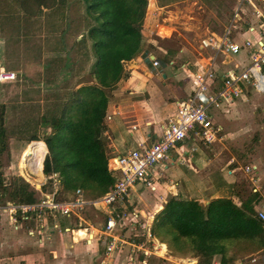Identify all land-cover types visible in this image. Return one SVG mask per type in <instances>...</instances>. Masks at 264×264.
Masks as SVG:
<instances>
[{
    "label": "rangeland",
    "instance_id": "374dc122",
    "mask_svg": "<svg viewBox=\"0 0 264 264\" xmlns=\"http://www.w3.org/2000/svg\"><path fill=\"white\" fill-rule=\"evenodd\" d=\"M193 1L195 0L178 4L183 10L181 20L192 18L202 28L206 23L222 20L223 12H232L237 0H217L210 6H207V0L205 4L199 2L196 5ZM84 10L85 5L81 0H68L65 5L43 9L38 16L28 18L20 13L14 0H0V71L12 70L15 73L13 81L0 80V175L7 183L13 182L20 175L33 187L41 189L45 177L50 178L44 174L43 179L37 182L33 175L25 177L22 174L23 154L32 142L27 144L29 138L34 133H42L43 116L58 110L62 104L64 106L72 90L87 81L91 60L87 62L86 55L90 42L86 39V42L83 40L74 44L76 38H82V33L90 23L84 16ZM195 12L198 17L189 16ZM201 22L204 24L201 25ZM66 62L70 64L68 67H65ZM241 86L244 92L240 100L236 98L235 103L226 111H219L217 123L223 127L222 138L206 145L201 137L203 142L195 147H203L205 151L215 154L216 168H225H218L221 173L229 168H237L236 185L240 194L246 197L257 188L261 199L258 207L264 210V93L257 92L247 82H243ZM44 144L46 145L45 142ZM228 161L232 163L229 167L226 166ZM248 164L256 165L258 178L255 181H251L248 172L244 170V166ZM233 187L227 188L226 192L231 194ZM50 190L51 187L40 190L39 203ZM8 202H15L11 200L9 193L2 198L1 203L5 205ZM115 206L117 210L118 206ZM86 207L81 215V228H87L83 235L77 233L80 231L77 229L80 218L76 216L67 221L68 225L75 228V232L67 231L63 225L61 229H55L53 223L56 219L53 217H48L44 226L41 225L43 221H39L40 233L36 231L30 234V226L24 223L16 230L11 218H8V213L6 214L7 209L2 208L0 242H5L6 246L0 244V263L2 258L14 256L16 252L21 255L23 252L29 254L37 250L42 255L35 264H101L102 261H105L104 264H141L129 259L131 255L133 258L136 255V251L133 253L131 249L107 255L102 237L98 238V247L90 244L93 233L97 232L94 228H100L107 223L108 212L95 205ZM131 224H134L133 220ZM119 233L125 237L127 235L126 229L119 230ZM139 235L132 238L127 235V238L129 242H138ZM151 241H145V246L153 251L154 248L150 247ZM127 253L130 254L129 257ZM162 253L151 255L148 264H193L194 260V264H199L197 257L173 255L170 250L165 256H161ZM235 263L264 264V249ZM8 264L27 263L23 260H12Z\"/></svg>",
    "mask_w": 264,
    "mask_h": 264
},
{
    "label": "trees",
    "instance_id": "16d2710c",
    "mask_svg": "<svg viewBox=\"0 0 264 264\" xmlns=\"http://www.w3.org/2000/svg\"><path fill=\"white\" fill-rule=\"evenodd\" d=\"M14 1L20 13L28 18L68 2ZM81 1L90 23L74 44L86 39L90 42L86 55V61L91 60L87 81L72 90L64 106L43 116V131L29 138L27 144L32 142L22 161V174L33 175L37 182L45 173H57L60 179L57 193L62 200L71 199L77 189H81L86 199H96L114 187L120 174L108 166L105 118L112 91L127 75L125 62L135 57L145 42L141 27L148 0ZM69 65L66 62L65 67ZM51 186V178L36 189L20 175L11 183L0 175V199L9 193L17 203L39 202L40 190ZM260 200L257 191L242 196L236 184L229 196L212 198L207 204L172 195L156 213L150 231L167 244L173 255L197 257L199 264H236L237 260L264 249V219L258 216ZM72 217H61L63 227H71L67 221Z\"/></svg>",
    "mask_w": 264,
    "mask_h": 264
},
{
    "label": "crops",
    "instance_id": "0c3cea01",
    "mask_svg": "<svg viewBox=\"0 0 264 264\" xmlns=\"http://www.w3.org/2000/svg\"><path fill=\"white\" fill-rule=\"evenodd\" d=\"M186 1L148 0L144 24L141 27L145 35L144 45L135 57L125 62L127 75L112 91L105 118L106 152L109 156L108 166L112 170L117 169L118 157L126 156L130 150L141 144L149 145L160 137L163 126L176 115L177 102L188 99L194 92L197 73H205L211 69L214 81L207 80L206 83L209 91H217L223 85L222 77L228 69L241 68L249 61L246 50H241L238 54L229 53L224 49L218 51L211 46H203L201 43L203 38L210 35L221 37L229 29L230 36L240 44L245 39L253 42L264 39V32L259 26L262 21L260 14H264V0H237L232 12L229 10L223 12L222 20L217 19L215 22L206 23V26L202 28L198 26V21L192 18L181 20L183 10L180 5ZM205 1L195 0L193 4L196 5L199 2L205 4ZM215 1L217 0H207V6ZM189 16L198 17L196 12ZM200 24L203 25L204 22ZM154 59L159 61V65L153 64ZM236 98L240 100L241 97L222 99L219 106L212 107L211 117L219 127H222L217 123L219 111H226L235 103ZM219 135L222 136L221 130ZM201 141L199 136L194 139L186 138L179 145L172 147L169 150L171 153L168 152L167 157L150 171L154 188L146 183L138 182L130 190V194L134 193V197L131 196L116 204L118 208L114 210L113 215L117 224L111 234L117 236L119 240L112 254L115 255L124 249H131L135 253L130 243H126L129 241L127 235L132 238L140 234L138 242L152 240L150 247L155 249L150 254H146V249H140L136 251L134 258L127 253L132 262L148 264L151 255L161 252H163L161 256L167 255L169 252L167 244L152 234L148 239L147 232L151 233V222L172 195H179L183 199H197L203 204H207L212 198L230 195L226 189L237 183V168H229L221 173L218 170L220 167L216 168L217 163L214 160L216 155L205 151L203 147L200 149L195 147ZM231 164V161H228L226 166L229 167ZM251 166L254 169L253 172H248L249 177L256 179L258 178L256 165ZM119 174H121L120 171ZM46 180L48 179L45 177ZM222 191H224L223 194ZM119 208H121L120 214ZM127 208L138 210L136 218L133 213L121 217L123 210ZM103 210L108 212L106 209ZM7 215L10 218L9 214ZM132 220H137V223L131 224ZM11 222L13 223L12 220ZM79 225L80 228L77 229L80 231L77 233L86 234L87 228L82 229L81 224ZM103 226L105 225L94 228L97 232H92V239L90 241L88 239L91 245L98 247L99 237H102L104 242L106 235L102 233ZM67 227L69 226L64 228ZM125 229L126 237L119 233V230ZM67 231L75 232V228ZM121 239L125 242H121ZM0 244L6 243L2 241ZM2 254L5 256L4 251ZM40 255L42 253L37 250L29 254L23 252L21 255L16 252L14 256L2 258L0 264L4 262L8 264L12 260H23L27 264L30 262L35 264L40 260ZM192 263L194 264L195 260Z\"/></svg>",
    "mask_w": 264,
    "mask_h": 264
},
{
    "label": "built area",
    "instance_id": "2783aa9c",
    "mask_svg": "<svg viewBox=\"0 0 264 264\" xmlns=\"http://www.w3.org/2000/svg\"><path fill=\"white\" fill-rule=\"evenodd\" d=\"M262 21H260V29L264 32V14H260ZM203 46H211L219 50H226L232 54H238L241 50H246L248 55V62L245 66L238 69H228L222 77L223 85L217 91H209L207 80H213L214 74L211 69L205 73L196 74V88L192 95L186 100L177 102V112L174 118L162 128L160 137L149 145L141 144V146L134 148L128 152L126 156L117 158V169L120 170L121 175L117 177L114 187L104 194L101 198L89 200L84 198L80 189H77L75 196L69 200H62L58 197L57 190L60 188V179L57 173L53 172L49 175L52 179L51 190L46 193L48 198L43 199L40 203H16L10 202L3 205L0 201V209L5 208L8 211L9 217L13 221L16 229L20 228V224L24 223L30 226L29 233L32 234L38 229L39 221L44 226L47 223L48 217H53L56 221L53 223L55 229H61L63 225L62 218L59 216L67 215L69 217L76 216L81 221L82 214L87 208V205H95L101 209H106L112 213L116 209L115 204L119 201H124L126 198L134 197V193L130 194L131 188L136 183L148 184L154 188L151 182L150 171L156 167L158 163L167 157L169 150L182 143L186 138L202 137L207 144H213L221 136L219 132L221 127L215 124L210 111L212 107L220 105L222 99L233 97H240L243 90L241 84L247 82L253 86L254 89L264 92V39L253 42L250 39H245L242 44L235 41L230 36V30L221 37L210 35L202 39ZM154 65H159L157 59L153 60ZM15 78V73L12 70H1L0 80H12ZM214 81V80H213ZM254 167L245 165L244 170L253 172ZM251 181L256 179L251 178ZM254 188V191H257ZM47 209V210H46ZM133 213L136 218L138 214L137 209H124L123 215ZM258 216L264 219V210H258ZM33 221L36 225H33ZM34 222V223H35ZM137 223V220H133ZM116 219L110 215L106 225L102 229L105 234L104 242L106 247V254L112 255L114 249L117 247V240L119 238L114 236L112 230L116 226ZM32 225L35 227L33 228ZM67 230H73L74 227H67ZM151 233L147 232V238L150 239ZM124 241L121 239V242ZM125 242V241H124ZM130 243L132 249L138 251L146 249V254L152 253V250L145 246V241ZM145 247V248H144ZM155 249V248H154ZM102 261L101 264H104Z\"/></svg>",
    "mask_w": 264,
    "mask_h": 264
},
{
    "label": "bare ground",
    "instance_id": "6f19581e",
    "mask_svg": "<svg viewBox=\"0 0 264 264\" xmlns=\"http://www.w3.org/2000/svg\"><path fill=\"white\" fill-rule=\"evenodd\" d=\"M114 161H115V160H114ZM117 162H118V161H117ZM116 167H117V166H116ZM115 170H117V169H115ZM118 171H120V170H118ZM120 175H121V174H120ZM120 175H119V176H120ZM119 176H118V177H119ZM80 190H81V189H80ZM76 192H77V190H76ZM81 192H82V191H81ZM106 193H107V192H106ZM106 193H105V194H106ZM82 194H83V193H82ZM74 196H75V195H74ZM102 196H103V195H102ZM102 196H101V197H102ZM101 197H99V198H101ZM84 198H85V197H84ZM99 198H96V199H99ZM89 200H95V199H89ZM110 215H112V213H110ZM112 216H114V215H112ZM61 217H62V216H61ZM115 219H116V218H115ZM105 225H106V224H105ZM103 227H104V226H103Z\"/></svg>",
    "mask_w": 264,
    "mask_h": 264
}]
</instances>
